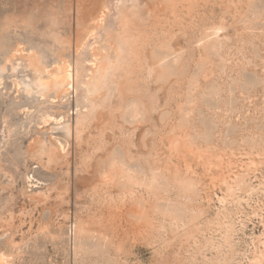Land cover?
I'll return each mask as SVG.
<instances>
[{"label": "rangeland", "instance_id": "374dc122", "mask_svg": "<svg viewBox=\"0 0 264 264\" xmlns=\"http://www.w3.org/2000/svg\"><path fill=\"white\" fill-rule=\"evenodd\" d=\"M0 264H264V0H0Z\"/></svg>", "mask_w": 264, "mask_h": 264}, {"label": "bare ground", "instance_id": "6f19581e", "mask_svg": "<svg viewBox=\"0 0 264 264\" xmlns=\"http://www.w3.org/2000/svg\"><path fill=\"white\" fill-rule=\"evenodd\" d=\"M102 14V12H101ZM99 20V19H98ZM127 24V18L124 16L122 19V25L125 26ZM93 31H90L85 34V37L92 34ZM83 40L81 42V45L77 48L80 49L84 45ZM114 50L116 57H119L120 52L117 47H110ZM19 51V50H18ZM14 52V51H13ZM92 60L89 62L90 64V72L86 76V80L84 82L83 90L85 93V99L88 102L90 109L89 112L84 114L82 119L78 120L76 125L77 127L76 134L79 137V130L82 126H84V121L87 118L93 117L95 114L98 113L99 109L104 106V109H107L109 107V99L105 100L104 95L108 92H110V88L112 86L111 83V77L115 71V68L110 65L108 62V58H106V55L103 52V50H97L92 49ZM61 54V53H60ZM13 56V55H12ZM59 58V59H58ZM57 63L54 64L52 70H48L45 66L37 67L36 63L38 64L39 61H36V57L34 54L28 56V66L31 67L35 73V85L38 89V92L40 95H43L45 93L48 94V92L53 91L55 94L67 96L68 93L72 90H74V85L77 81L78 72L77 69L72 68L70 64L63 58L58 57ZM9 59V58H8ZM36 61V62H35ZM8 64V63H7ZM40 65V64H39ZM158 70H160V74H164L166 76V73H164L165 66L163 60H160L156 64ZM46 94V95H47ZM65 98V97H64ZM66 134H70L71 132V126L69 123H65L63 129ZM65 150L64 148L60 147L59 151ZM110 160L107 165L109 167V173L107 171L99 172V177L101 180H107L108 176L113 175L116 172V165L115 161L113 162V158H109ZM101 167L104 166L103 163L100 164ZM132 184V180L128 177L125 178L124 183L125 184Z\"/></svg>", "mask_w": 264, "mask_h": 264}]
</instances>
